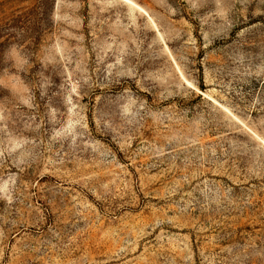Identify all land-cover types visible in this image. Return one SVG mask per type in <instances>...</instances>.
<instances>
[{
    "label": "rangeland",
    "instance_id": "1",
    "mask_svg": "<svg viewBox=\"0 0 264 264\" xmlns=\"http://www.w3.org/2000/svg\"><path fill=\"white\" fill-rule=\"evenodd\" d=\"M0 0V264H264V0Z\"/></svg>",
    "mask_w": 264,
    "mask_h": 264
},
{
    "label": "bare ground",
    "instance_id": "2",
    "mask_svg": "<svg viewBox=\"0 0 264 264\" xmlns=\"http://www.w3.org/2000/svg\"><path fill=\"white\" fill-rule=\"evenodd\" d=\"M126 2H128V3H130L131 5H133V6H135V7H137L138 9H140V10H142L143 12H145L144 11V9L142 8V7H140L139 5H137L135 2H133L132 0H125ZM263 143H264V140L262 139V138H260L259 136H257Z\"/></svg>",
    "mask_w": 264,
    "mask_h": 264
}]
</instances>
